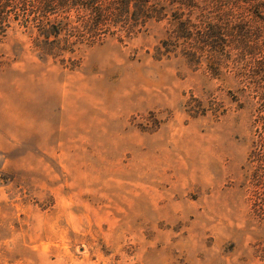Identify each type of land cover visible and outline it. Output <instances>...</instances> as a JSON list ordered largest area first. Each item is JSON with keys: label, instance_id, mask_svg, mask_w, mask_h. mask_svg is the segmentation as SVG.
<instances>
[{"label": "rangeland", "instance_id": "1", "mask_svg": "<svg viewBox=\"0 0 264 264\" xmlns=\"http://www.w3.org/2000/svg\"><path fill=\"white\" fill-rule=\"evenodd\" d=\"M165 30L84 47L73 70L20 29L0 41V264H264L259 91L156 59Z\"/></svg>", "mask_w": 264, "mask_h": 264}, {"label": "trees", "instance_id": "2", "mask_svg": "<svg viewBox=\"0 0 264 264\" xmlns=\"http://www.w3.org/2000/svg\"><path fill=\"white\" fill-rule=\"evenodd\" d=\"M152 22L166 24L156 59L180 56L215 77L235 68L259 91L248 164L264 194V0H0V41L20 29L41 58L71 70L84 47L130 40Z\"/></svg>", "mask_w": 264, "mask_h": 264}]
</instances>
